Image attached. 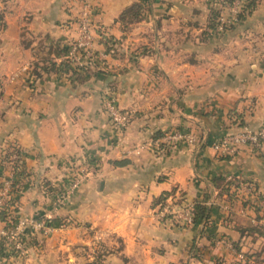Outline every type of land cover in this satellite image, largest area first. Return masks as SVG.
Segmentation results:
<instances>
[{"label": "crops", "instance_id": "0c3cea01", "mask_svg": "<svg viewBox=\"0 0 264 264\" xmlns=\"http://www.w3.org/2000/svg\"><path fill=\"white\" fill-rule=\"evenodd\" d=\"M87 1L96 48L106 51L102 35L116 42L103 57L110 74L76 79L38 68L62 58L75 0H0L1 168H22L19 217L56 222L27 230L28 255L1 253L0 264H264V144L213 147L242 119L264 126V0L222 32L210 25L214 0ZM133 1L143 17L123 24ZM107 91L129 113L122 130L104 111ZM175 128L197 140L160 145ZM164 193V203L206 204L208 225L159 218Z\"/></svg>", "mask_w": 264, "mask_h": 264}, {"label": "built area", "instance_id": "2783aa9c", "mask_svg": "<svg viewBox=\"0 0 264 264\" xmlns=\"http://www.w3.org/2000/svg\"><path fill=\"white\" fill-rule=\"evenodd\" d=\"M75 3L77 4V10L73 17L75 30L74 34L67 38L66 46L68 47V52L66 57L74 65L92 64L97 59H103L107 51H99L96 48V36L99 34V25L92 17L91 4L87 0H75ZM222 3L226 12L223 11L218 17L219 23L217 29L219 31L224 30L225 27L227 28L238 19V13L243 10L246 0H223ZM103 106L109 121L115 127L122 130L127 126L130 117L129 113L119 107L114 93L107 91L104 94ZM196 140L197 137L194 133L183 128L168 130L160 137V141L169 146H177L183 142H195ZM263 144L264 126L253 129L244 123L237 129L223 134L213 143V147L220 155H232L243 146L256 148L261 147ZM150 147L155 148L153 145H150ZM157 147L159 148V146ZM90 168H93L92 164L84 165L82 170H78V172L70 175L66 190L57 196L59 202L64 200L67 194L77 187L87 169ZM13 176L14 171L11 175L5 174L2 177L1 181L4 184L0 186V208L15 195L12 189ZM244 186L248 191H254L255 189L254 184L250 182H246ZM193 203L175 204L173 202H166L159 204L156 208V214L159 218L171 217L178 225L187 226L194 223ZM27 228L31 229L32 232L48 233L52 230L53 226L44 218L28 219L19 217L13 225L5 227L3 221L0 219V238L5 237L6 240L4 248L1 249L3 256L14 257L16 254L22 255L28 251L27 242L21 237L26 233Z\"/></svg>", "mask_w": 264, "mask_h": 264}, {"label": "trees", "instance_id": "16d2710c", "mask_svg": "<svg viewBox=\"0 0 264 264\" xmlns=\"http://www.w3.org/2000/svg\"><path fill=\"white\" fill-rule=\"evenodd\" d=\"M223 1V0H221ZM257 3V0H246V3L244 5V8L242 11L238 13V19L240 20L242 17H244L246 14L250 13L253 8L255 7ZM143 10H144V4L143 2L140 1H133L130 5H128L123 11L121 12L119 19L123 24H127L133 20L140 19L143 17ZM222 13V10H220L217 7H214L211 9V16H210V25L212 29H217V25L219 23L218 17ZM2 17L0 16V21ZM226 28V27H225ZM102 41L105 44V50L110 51L115 42L116 39L113 37L107 38L106 35H102ZM68 52V47L65 45L62 48V58L60 61L57 63L54 60H46L43 65L39 66L38 68L43 69L45 71H50V70H55L57 73H69L70 76H74L76 79L81 78V74L85 70L89 69H95L98 72H105L107 74H110L106 69L104 68L105 62L104 59H97L96 62L90 63V64H84V65H74L67 57L66 54ZM35 70V69H34ZM36 74H40V71L35 70ZM244 121L243 119L239 121V125L243 124ZM166 132V131H165ZM163 132L162 135L165 133ZM161 135V136H162ZM164 142H161L163 144ZM16 164V170L14 169V176H13V181H12V186H13V191H14V196H12L3 207L0 208V219L3 221V224L5 227H9L13 225L19 218L17 211H18V205H17V195L18 191L20 190V183H19V175L21 173V169H19ZM4 172L1 168V163H0V186H2L4 183L1 181L2 177H4ZM167 193L161 194L157 199H155L156 203L163 204L164 200L166 198ZM209 210L210 208L202 203L199 200H195L193 203V221L194 222H199L202 223L205 227L209 223ZM47 222L50 225H55L56 222L53 221L50 218H46ZM29 230V228L26 229ZM23 239L28 242V239L26 237V234L21 236ZM6 240L5 237L0 238V249H3L5 246ZM89 264H100L98 261L96 262H90Z\"/></svg>", "mask_w": 264, "mask_h": 264}, {"label": "rangeland", "instance_id": "374dc122", "mask_svg": "<svg viewBox=\"0 0 264 264\" xmlns=\"http://www.w3.org/2000/svg\"><path fill=\"white\" fill-rule=\"evenodd\" d=\"M215 2H217V6L216 7H218L220 10H222V12L224 11V4L222 3V1L221 0H214ZM224 12H226V11H224ZM238 20L239 19H237L235 22H233V23H231L227 28H225L224 30H222V31H225L226 29H229V28H231L234 24H236L237 22H238ZM221 31V32H222ZM17 202H18V200H17ZM38 218V217H37ZM37 218H34V219H37ZM44 219H46L45 217H44ZM26 232V231H25ZM33 233H35V232H33ZM31 241H29V242H27V245H28V251L25 253V254H22V255H15L14 257H16V258H23V257H25V256H27L28 255V253H29V248H30V246H29V243H30ZM2 253V251H1V249H0V254ZM5 257H9L8 255L7 256H5Z\"/></svg>", "mask_w": 264, "mask_h": 264}]
</instances>
